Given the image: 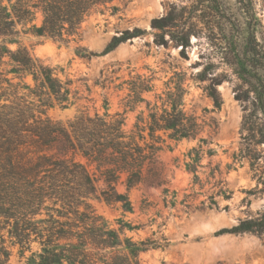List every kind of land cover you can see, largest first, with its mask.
Instances as JSON below:
<instances>
[{
	"label": "rangeland",
	"instance_id": "obj_1",
	"mask_svg": "<svg viewBox=\"0 0 264 264\" xmlns=\"http://www.w3.org/2000/svg\"><path fill=\"white\" fill-rule=\"evenodd\" d=\"M218 1L220 13L216 16L204 9L203 0H115L118 10L103 7L93 11L83 22L80 37L70 42L23 31L19 37L35 58L54 67L63 82L71 83L72 102L67 107L48 95L42 96L43 103L49 104L42 105V109L68 129L77 116L99 113L120 114L125 118L124 128L131 132L137 123L151 121L152 111L171 109L174 100L198 122L195 138L171 140L158 131L170 144L159 152V160L171 196L172 191L177 192L176 204L166 206L161 189L146 184L129 193L134 212L124 213L120 204L99 198L88 200L111 227H119L118 218L142 224L138 232L127 231L129 236L167 237L166 246L141 254L144 264H264V232L215 234L264 212V170L256 169L249 159L240 156L244 103L236 98L241 81L228 63L243 44L249 17L239 10L236 0ZM168 13L176 16L174 25L154 29L152 20ZM36 22L42 23L40 12ZM135 27L143 29L144 34L107 55L82 57L76 53L80 46L100 53L115 35ZM19 29H23L21 25ZM163 39L164 43H158ZM202 74L205 80L199 78ZM26 81L34 84L32 76ZM212 82L218 83L221 108L215 107L209 94ZM200 144L205 150L213 148L215 154L202 153L198 168L201 179L196 180L187 162L191 160V149ZM76 158L85 161L80 156ZM209 166L220 167L230 197L217 194L214 179L209 178ZM260 168L264 169V161ZM118 189L125 191L121 183ZM211 195H215L218 206L212 204ZM35 209L36 214L28 215L26 223L19 221L31 234V241L25 244L30 249L24 251L11 237L10 231L18 221L0 218V227H5L0 229V247L4 245L11 253L8 264H29L32 252L42 251V226L50 225L42 219L58 218L63 211L61 204L52 201ZM85 209L81 206L82 211ZM71 218L74 220L76 215Z\"/></svg>",
	"mask_w": 264,
	"mask_h": 264
},
{
	"label": "trees",
	"instance_id": "obj_2",
	"mask_svg": "<svg viewBox=\"0 0 264 264\" xmlns=\"http://www.w3.org/2000/svg\"><path fill=\"white\" fill-rule=\"evenodd\" d=\"M114 1L0 0V218L18 221L10 232L14 244H20L24 251L30 249L25 244L31 241V234L27 233L26 224L20 225L21 221L26 223L29 220L26 217L36 214L35 208L48 201L61 204L63 209L58 218L42 219L50 225L42 226L39 233L42 251H33L29 264H144L142 253L168 244L164 234L160 237L129 236L127 231L138 232L142 224H133L123 218L117 219L118 228L111 227L95 213L88 200L99 198L109 204H120L124 213L134 212L129 193L146 184L161 189L166 206L176 204L177 192L172 191L171 196L159 152L170 146L167 138H195L199 132L198 122L174 100L171 109L164 107L162 112L152 111L151 121L137 123L131 132L124 128L125 118L120 114L79 115L70 122L68 129L53 121L42 109V105H49L43 103L42 96L48 95L67 107L72 102L71 83L63 82L54 67L35 58L19 39L23 31L70 42L80 37L83 22L93 11L103 7L118 10ZM236 2L239 10L249 17L243 44L228 61L241 81L236 88V98L244 103L240 156L262 171L264 0ZM202 4L209 14L217 16L220 13L218 0H203ZM37 12L42 14L41 24L36 22ZM175 20L176 16L168 13L154 18L152 27L163 30L173 26ZM143 34V29L135 27L115 35L100 53L81 46L76 53L82 57L104 56ZM185 38L188 39V35ZM162 42L164 39L158 41ZM13 44L17 47L13 48ZM28 76H32L34 84L26 81ZM199 78L205 80L203 74ZM217 84H210L209 94L215 107L221 108L222 97ZM158 131L167 134V138ZM201 140L207 144L205 139ZM205 152L209 156L215 154L213 148L205 150L203 144L189 152L191 160L187 162V169L195 174L196 180L201 179L198 168ZM77 156L85 161L78 160ZM209 168V178L214 179L217 194L230 197L231 191L220 167ZM119 183L125 191L118 189ZM214 196L210 198L212 204L217 205ZM81 206L86 209L82 211ZM72 214L76 215L74 220ZM245 232H264V212L257 218L223 227L215 234ZM10 257V251L4 245L0 247V264H8Z\"/></svg>",
	"mask_w": 264,
	"mask_h": 264
}]
</instances>
